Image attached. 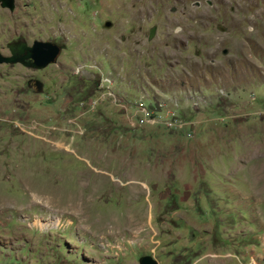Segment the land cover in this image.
<instances>
[{"label": "rangeland", "instance_id": "1", "mask_svg": "<svg viewBox=\"0 0 264 264\" xmlns=\"http://www.w3.org/2000/svg\"><path fill=\"white\" fill-rule=\"evenodd\" d=\"M25 1L66 47L0 65V264H264V0Z\"/></svg>", "mask_w": 264, "mask_h": 264}, {"label": "flooded vegetation", "instance_id": "2", "mask_svg": "<svg viewBox=\"0 0 264 264\" xmlns=\"http://www.w3.org/2000/svg\"><path fill=\"white\" fill-rule=\"evenodd\" d=\"M0 8L5 21L3 30L5 37L8 38L0 47V57L25 59L26 64H31L35 54L30 49L39 42L50 43L58 47V56L65 51L64 41L60 40L58 35L46 39L41 36L43 29L36 23L38 21L36 1L29 4L25 0H0ZM28 18L31 20L28 21ZM51 32L55 33V31ZM23 66L33 69L27 65ZM36 81L38 79L30 78L26 82L29 90H34Z\"/></svg>", "mask_w": 264, "mask_h": 264}, {"label": "water", "instance_id": "3", "mask_svg": "<svg viewBox=\"0 0 264 264\" xmlns=\"http://www.w3.org/2000/svg\"><path fill=\"white\" fill-rule=\"evenodd\" d=\"M110 27V23L106 22L105 28ZM38 45V46H37ZM35 56L32 58L31 64H26L25 59H13V58H2L0 57V65L1 64H22L27 65L35 70L44 69L47 66L53 64L58 57L59 49L55 45L50 43H36L30 49ZM37 93H41L43 90V83L41 81H36L35 84ZM139 264H158L155 260H153L150 256H145L140 258Z\"/></svg>", "mask_w": 264, "mask_h": 264}]
</instances>
